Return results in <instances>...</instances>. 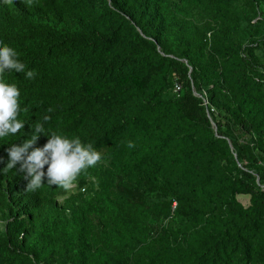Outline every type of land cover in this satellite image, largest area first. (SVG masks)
<instances>
[{"label":"trees","instance_id":"trees-1","mask_svg":"<svg viewBox=\"0 0 264 264\" xmlns=\"http://www.w3.org/2000/svg\"><path fill=\"white\" fill-rule=\"evenodd\" d=\"M0 41V264H264V0H0ZM37 122L102 153L71 191L3 171Z\"/></svg>","mask_w":264,"mask_h":264},{"label":"clouds","instance_id":"clouds-1","mask_svg":"<svg viewBox=\"0 0 264 264\" xmlns=\"http://www.w3.org/2000/svg\"><path fill=\"white\" fill-rule=\"evenodd\" d=\"M12 2L13 0H5L8 4ZM23 2L29 7L33 5V0H23ZM6 70L24 73L25 64L18 59V53L14 48L0 41V138L14 136L25 127V122L18 119L19 88L14 83L5 82ZM35 75L33 70L26 72L27 79H34ZM48 120L50 117L45 116L44 122ZM31 127L32 132L28 139L22 144H13L7 149L9 161L3 169L7 173L19 164V172L24 173V179L27 180L25 190L28 193L39 190L44 185L45 177L47 184L71 191L80 174L95 167L103 159L102 153L96 150L92 143L85 144L78 136L68 138L57 132L49 133L45 124L41 122ZM41 133H46L49 139L43 147H37L35 145ZM127 146L131 149L135 144L129 141Z\"/></svg>","mask_w":264,"mask_h":264},{"label":"built area","instance_id":"built-area-1","mask_svg":"<svg viewBox=\"0 0 264 264\" xmlns=\"http://www.w3.org/2000/svg\"><path fill=\"white\" fill-rule=\"evenodd\" d=\"M181 90V85L179 83L176 84L175 91L180 92Z\"/></svg>","mask_w":264,"mask_h":264}]
</instances>
